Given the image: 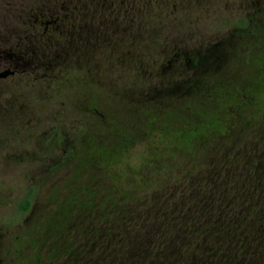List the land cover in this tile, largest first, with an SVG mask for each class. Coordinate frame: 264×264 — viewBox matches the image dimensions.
Listing matches in <instances>:
<instances>
[{"label": "rangeland", "instance_id": "1", "mask_svg": "<svg viewBox=\"0 0 264 264\" xmlns=\"http://www.w3.org/2000/svg\"><path fill=\"white\" fill-rule=\"evenodd\" d=\"M160 19L144 26L141 38L111 41L79 59L64 55L68 59L60 58L55 70L0 78L1 264H59L62 250L76 248L92 213L121 203L123 191L129 199L141 194L121 184L112 193L109 173L64 155V127L81 125L106 136L105 124L116 121L136 127L140 135L142 117L157 112L174 124L195 120L186 105L200 107L203 94L234 85L239 103L228 106L233 118L221 116L230 126L226 137L212 133L197 138L188 151L170 147L157 132L127 151V161L148 174L150 192L158 193L180 189L198 177L203 184L206 173L220 171L239 152L251 155L254 144L264 143V113L257 118L254 109L258 103L264 111V87L261 93L251 87L264 63L248 62L253 47L264 42V0H170ZM241 20L244 25H238ZM232 28L238 30L235 36L219 48L218 60L205 72L192 77L176 63L163 69L174 48L204 50L227 39ZM174 41H179L177 47ZM204 101V109L214 107L212 100ZM80 133H73L76 140ZM147 158L154 160L143 166ZM27 190L31 206L22 212L18 203Z\"/></svg>", "mask_w": 264, "mask_h": 264}, {"label": "trees", "instance_id": "2", "mask_svg": "<svg viewBox=\"0 0 264 264\" xmlns=\"http://www.w3.org/2000/svg\"><path fill=\"white\" fill-rule=\"evenodd\" d=\"M0 1V71H13L9 76L55 70L60 58L68 59L62 58L64 55L79 59L88 55L89 49L98 52L111 41L141 38L144 26L161 22L163 6L170 2ZM244 24L241 20L238 25ZM254 49L255 63H264V42ZM251 87L262 92L264 68ZM234 88L220 86L214 93L203 94L202 105L188 110L196 115L195 120L174 124L165 113L154 112L142 117L140 135L134 132L136 127L110 121L105 124L106 136L81 125L80 139L64 136L67 143H62L60 151L109 173L112 193L117 191L116 184H121L141 194L129 199L130 194L123 191L121 203L105 206L102 214L92 213L77 236L76 248L62 250L59 264H264V143L254 144L251 155L239 152L222 164V169L219 165L220 171L206 173L203 184L198 177L180 189L159 193L150 192L148 174L127 161L126 153L135 143L157 132L170 147L188 151L197 138L212 133L226 137L230 126L221 116L233 118L228 106L237 102ZM207 99L214 102L210 110L203 108ZM259 108L256 103L257 118L264 113ZM255 148H263V152ZM150 159L154 160H142L143 166L150 165ZM30 206L27 190L18 208L23 212Z\"/></svg>", "mask_w": 264, "mask_h": 264}, {"label": "flooded vegetation", "instance_id": "3", "mask_svg": "<svg viewBox=\"0 0 264 264\" xmlns=\"http://www.w3.org/2000/svg\"><path fill=\"white\" fill-rule=\"evenodd\" d=\"M233 32H229V37L227 39L220 40L219 42H214L207 46L204 50H183L181 48H174L173 52L171 54V58L167 61V66L164 67L171 69L174 67V64H179L178 67L181 68L182 72L186 73L188 71L189 74H191L192 77H196L198 74H201L202 72H205V70L208 68L207 65L212 60H218L219 55L216 54V52H219L220 47H225L226 43H228L229 38H233L235 36L234 32L238 31L235 28H232ZM179 41H174L173 46H178ZM255 47V46H254ZM253 47L252 56L251 59H249V63L256 64L255 63V49ZM185 76V75H184ZM191 80V79H190ZM235 89V88H234ZM242 91V90H241ZM238 92V91H236ZM211 93V92H209ZM238 105V103H235ZM190 104L186 105L187 110H190ZM67 128V131H66ZM77 125H72L70 127H64L62 130L63 136L66 138H72L73 140L77 138L74 137L73 133L77 134ZM91 130V129H90ZM94 132L93 130H91ZM71 134V137L69 136ZM1 264V262H0Z\"/></svg>", "mask_w": 264, "mask_h": 264}, {"label": "water", "instance_id": "4", "mask_svg": "<svg viewBox=\"0 0 264 264\" xmlns=\"http://www.w3.org/2000/svg\"><path fill=\"white\" fill-rule=\"evenodd\" d=\"M13 73V71H10V70H4V71H0V78H4V77H6V76H8V75H10V74H12Z\"/></svg>", "mask_w": 264, "mask_h": 264}]
</instances>
